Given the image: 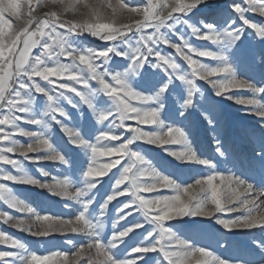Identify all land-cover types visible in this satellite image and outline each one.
Here are the masks:
<instances>
[{"label":"snow or ice","instance_id":"6c2138e0","mask_svg":"<svg viewBox=\"0 0 264 264\" xmlns=\"http://www.w3.org/2000/svg\"><path fill=\"white\" fill-rule=\"evenodd\" d=\"M219 9L213 0H142L135 6L132 0H0V202L21 214L0 210V221L34 237L73 235L65 241L67 250L38 255L0 230V245L9 249L0 250V264H244L167 225L190 216L214 220L228 231L264 232V182L257 185L230 168L219 171L213 159L198 154L186 125L161 118L170 112L169 97L179 105L177 119L187 121L198 110L210 126L215 153L225 157L219 105L203 96L198 82H205L215 97L235 101L258 118L245 135L252 144L250 170L264 178V47L251 43L259 38L264 45V22L248 15L264 17V0H231ZM85 34L107 44L78 47ZM113 57L120 60L109 67ZM242 58L259 69V80L238 75ZM146 65L159 71L141 90L132 77L142 69L147 73ZM101 94L104 106L96 103ZM37 98L43 99L42 109ZM62 101L92 112L94 135L65 122L71 117ZM53 124L88 157L79 180L66 174L49 182L27 171L25 161L70 166V157L52 141ZM140 142L181 163L201 165L206 174L178 183L139 150ZM5 182L47 189L69 201V211L41 214ZM111 209L115 218L105 236ZM253 243L264 256V241ZM247 264H264V258Z\"/></svg>","mask_w":264,"mask_h":264},{"label":"rangeland","instance_id":"374dc122","mask_svg":"<svg viewBox=\"0 0 264 264\" xmlns=\"http://www.w3.org/2000/svg\"><path fill=\"white\" fill-rule=\"evenodd\" d=\"M141 2L142 0H132L134 6ZM213 2L220 6L219 10L222 12V6L231 3V0H213ZM248 15L249 18L254 20V22H264V17L259 16L258 13H248ZM258 40L259 38H256V40L251 41V43L257 49H260L261 47H264V45L259 44L257 42ZM106 44L107 42L100 41L96 37L85 34L84 36L78 38L77 46L102 48ZM119 60L120 57H113L112 61L109 62V67L116 65ZM205 62L214 63L207 60V58H205ZM145 68L147 69V73H145L142 69L140 75H134L132 77L133 86H140L141 90H143L144 86H148L153 82L155 74L159 71L158 69H152L147 65ZM237 71L238 75L242 78H253L255 80L260 79L259 69H250L248 63L243 58L240 61ZM198 83L203 86V96L205 98H212L219 105L217 127L222 126L225 129V134L222 137V142L228 149L225 157H219L215 153V147L212 141L213 134L210 126L207 124V121L203 120L198 110L192 111V115L187 121H185L182 117L177 119L179 105L175 104L173 99L169 97L166 100V107L170 109V112L162 113L161 118L166 122L179 123L181 126L186 125L185 130L188 132L189 139L198 154L213 159L219 171H225L227 168H230L237 175H244L247 178L254 180L257 185L264 182V178H262L258 173H254L250 170L249 162L253 158L252 144L250 137L245 135V130L251 129L255 126L258 118L252 114H247L243 110L244 106L237 105L235 101L215 97L214 93L211 91V86L206 85L205 82ZM231 91L236 92L237 95L242 97L251 96V93L247 90ZM62 103H64L65 107L68 108L69 116L71 117L69 121H65L66 123H70L73 126L80 128L82 134L85 136L90 137L95 134V130L98 125L92 115V112L88 110L86 106L78 110L68 106L64 101H62ZM96 103L98 106H104L107 103V98L101 94L96 98ZM42 106L43 99L37 98L38 109H42ZM37 115H39V111H37ZM185 115H187V113ZM25 126L35 130L34 126ZM142 127L145 131L153 130L152 126ZM49 131L51 133L53 143L60 147L61 150L70 157V166L60 165L58 162L51 161H40L36 164H33L30 161H25L27 171H29L30 174L36 178L42 180L46 179L49 182H51V178L53 176L62 178V176L66 174L71 175L74 180H79V172L87 164L88 157L81 149L67 143V137L60 131L58 125L53 124ZM17 139L22 143L28 142L27 138L24 137L17 136ZM140 143L139 150L152 161L158 170L166 175L172 176L178 183H191L198 175L206 174L205 169L201 165L195 163H181L180 161L175 160L160 147L146 144L144 142ZM176 149L179 150V146H176ZM13 158L20 159L18 155ZM101 160L104 162L107 158H101ZM6 167H8V169L15 174L14 169H11L10 166ZM41 168L44 171L49 172L50 175L48 177H44L39 171ZM113 171H115V169H113ZM5 183L13 189L14 193L20 199L30 203L38 211H41V214L47 213L56 215L65 214L69 211L64 208V204L69 203V201H65L62 197L51 195L47 189H40L36 186L24 184H14L12 182ZM108 187L109 185L105 184V186L101 188V192ZM161 191H165L166 194H171L170 192H167V190ZM0 210L8 211L11 215L15 216L21 215L14 209L8 208V206L4 205L3 202H0ZM114 218L115 210L111 209L105 218V236L111 235V221ZM167 225L173 227V230L177 231L178 234L185 236L202 246L207 245L211 247L217 252V254L224 258L238 259L243 261L244 264H247L249 260L264 258L260 249L253 243V240L264 241V232H261L259 229L228 231L223 229L214 220L190 216L167 222ZM0 230L23 240L28 247L31 250L36 251L38 255H46L49 251H55L58 249L67 250L70 246L67 245L65 241L68 238H73L72 234L65 237L57 233L52 234V237H34L28 233H24L5 225L2 221H0ZM0 250L9 249L5 245H0Z\"/></svg>","mask_w":264,"mask_h":264}]
</instances>
